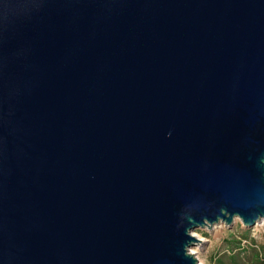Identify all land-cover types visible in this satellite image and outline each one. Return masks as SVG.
<instances>
[{
    "label": "water",
    "instance_id": "1",
    "mask_svg": "<svg viewBox=\"0 0 264 264\" xmlns=\"http://www.w3.org/2000/svg\"><path fill=\"white\" fill-rule=\"evenodd\" d=\"M264 221V0H0V264H198Z\"/></svg>",
    "mask_w": 264,
    "mask_h": 264
},
{
    "label": "rangeland",
    "instance_id": "2",
    "mask_svg": "<svg viewBox=\"0 0 264 264\" xmlns=\"http://www.w3.org/2000/svg\"><path fill=\"white\" fill-rule=\"evenodd\" d=\"M215 226H213L210 230L197 229L193 231L206 238V240L201 242V244H197L196 246L192 247L199 248L200 258L205 261V264H216L215 261L218 260H221L224 264H230L227 257L230 256L232 252L230 245H228L226 242L231 241L232 239L239 240L243 243L242 245L244 247L249 246L248 244L250 242L247 240V243H245V241L241 238V236L243 237V232L246 230H249L248 238L255 240V244L258 246L264 247V227H260L264 226V222L254 226L252 229L243 228L238 220H234L232 225L221 228L218 231L215 230ZM254 228H258L256 235H253Z\"/></svg>",
    "mask_w": 264,
    "mask_h": 264
},
{
    "label": "trees",
    "instance_id": "3",
    "mask_svg": "<svg viewBox=\"0 0 264 264\" xmlns=\"http://www.w3.org/2000/svg\"><path fill=\"white\" fill-rule=\"evenodd\" d=\"M249 230L243 232V237L241 238L247 243V240L250 242L244 247L241 241L231 240L226 242L230 245L231 254L227 257L230 264H264V247L258 246L255 244V240L248 238ZM216 264H224L221 260L215 261Z\"/></svg>",
    "mask_w": 264,
    "mask_h": 264
},
{
    "label": "clouds",
    "instance_id": "4",
    "mask_svg": "<svg viewBox=\"0 0 264 264\" xmlns=\"http://www.w3.org/2000/svg\"><path fill=\"white\" fill-rule=\"evenodd\" d=\"M225 225L223 223H218L214 228L215 230H220L221 228H224ZM260 227H264V226H260ZM257 231H258V228H254L253 229V235H256L257 234ZM189 235H192V236H195L198 240H201V241H204L206 240L205 237L203 236H200L198 235L197 233L195 232H191L189 233ZM187 254L190 255V256H195V258L197 259L198 261V264H205V261L203 259L200 258V255H199V248L198 247H195V248H192V249H187Z\"/></svg>",
    "mask_w": 264,
    "mask_h": 264
},
{
    "label": "bare ground",
    "instance_id": "5",
    "mask_svg": "<svg viewBox=\"0 0 264 264\" xmlns=\"http://www.w3.org/2000/svg\"><path fill=\"white\" fill-rule=\"evenodd\" d=\"M264 222V221H263ZM193 237H195V236H193ZM196 238V237H195ZM197 239V238H196ZM198 240V239H197ZM200 241V243L199 244H201V242H203V241H201V240H199Z\"/></svg>",
    "mask_w": 264,
    "mask_h": 264
}]
</instances>
